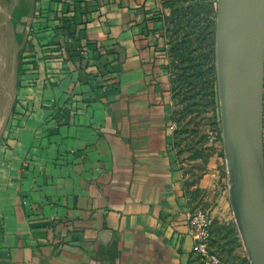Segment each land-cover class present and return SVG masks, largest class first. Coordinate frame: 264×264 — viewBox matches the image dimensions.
I'll return each mask as SVG.
<instances>
[{"label":"crops","instance_id":"0c3cea01","mask_svg":"<svg viewBox=\"0 0 264 264\" xmlns=\"http://www.w3.org/2000/svg\"><path fill=\"white\" fill-rule=\"evenodd\" d=\"M165 35L159 0H35L14 23L0 264H190Z\"/></svg>","mask_w":264,"mask_h":264},{"label":"rangeland","instance_id":"374dc122","mask_svg":"<svg viewBox=\"0 0 264 264\" xmlns=\"http://www.w3.org/2000/svg\"><path fill=\"white\" fill-rule=\"evenodd\" d=\"M159 1L166 31V66L172 77L175 141L184 154L185 193L190 211L205 209L214 221L208 253L216 261L195 252L190 264H252L235 218L225 154V1ZM34 2L0 0V51L7 53V72L16 49L14 23ZM12 96V92L5 98L0 93V100L6 102L0 113H7L4 108L8 109ZM261 169L257 195L258 204L264 207V91Z\"/></svg>","mask_w":264,"mask_h":264},{"label":"water","instance_id":"95a60500","mask_svg":"<svg viewBox=\"0 0 264 264\" xmlns=\"http://www.w3.org/2000/svg\"><path fill=\"white\" fill-rule=\"evenodd\" d=\"M232 9L235 19L229 15ZM224 10L223 100L231 201L252 264H264L263 213L257 195L262 176L264 0H233Z\"/></svg>","mask_w":264,"mask_h":264},{"label":"built area","instance_id":"2783aa9c","mask_svg":"<svg viewBox=\"0 0 264 264\" xmlns=\"http://www.w3.org/2000/svg\"><path fill=\"white\" fill-rule=\"evenodd\" d=\"M175 127L176 125L173 124L172 128L175 129ZM188 219L193 236L196 240L194 251L205 255L210 261H216V256L208 253V245L214 222L212 215L205 209H197L188 214Z\"/></svg>","mask_w":264,"mask_h":264},{"label":"bare ground","instance_id":"6f19581e","mask_svg":"<svg viewBox=\"0 0 264 264\" xmlns=\"http://www.w3.org/2000/svg\"><path fill=\"white\" fill-rule=\"evenodd\" d=\"M231 2L233 3V0H225V3L227 4V7L229 6L230 8V4ZM231 8H232V5H231ZM231 13V14H230ZM234 16V19H235V15L237 14L235 12V9H232V10H229V15H232ZM230 22H231V17H230ZM233 49V48H232ZM260 197H258L259 199ZM261 206V205H260ZM261 212L263 213V220H262V223H263V226H264V207L261 206Z\"/></svg>","mask_w":264,"mask_h":264}]
</instances>
